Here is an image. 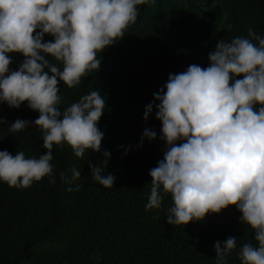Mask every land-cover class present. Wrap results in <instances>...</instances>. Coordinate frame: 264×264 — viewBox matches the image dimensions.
Segmentation results:
<instances>
[{
  "label": "clouds",
  "instance_id": "1",
  "mask_svg": "<svg viewBox=\"0 0 264 264\" xmlns=\"http://www.w3.org/2000/svg\"><path fill=\"white\" fill-rule=\"evenodd\" d=\"M150 2L155 0H0V103L18 109L27 101L39 112L31 124L42 131V147L47 150L38 158H26L23 151L15 156L0 151V181L29 188L47 176L49 184H55L54 146L66 143L78 158L87 150L101 153L104 132L97 125L105 97L96 89L62 110L58 83L74 88L82 77L97 72V54L121 40ZM227 27L231 31L232 25ZM45 34L54 42H43ZM10 53L25 57L18 70L9 69ZM208 60L207 67L192 64L169 74L145 108L147 121L155 107V118L162 124L160 139L166 145L163 159L149 171L145 211L161 207V188L173 200L166 216L169 225L203 221L208 214L235 206L256 241V246L243 244L239 259L242 264H264V37L249 27L247 37L218 40ZM0 123L6 121L0 118ZM9 125L10 133H19L30 122L17 119ZM156 138L154 130L145 128L136 147ZM110 156L102 152L105 165ZM88 167L92 180L113 187L114 175H103L98 163ZM80 178L75 167L70 175L59 173L69 192L79 191ZM236 247L234 236L223 244L216 241V264H227Z\"/></svg>",
  "mask_w": 264,
  "mask_h": 264
},
{
  "label": "trees",
  "instance_id": "2",
  "mask_svg": "<svg viewBox=\"0 0 264 264\" xmlns=\"http://www.w3.org/2000/svg\"><path fill=\"white\" fill-rule=\"evenodd\" d=\"M249 27L264 37V0H155L146 4L121 40L97 54V72L82 77L74 88L59 82L62 110L96 89L105 97L97 125L104 132L101 153L87 150L78 158L66 143L54 146L55 184H49L47 176L29 188L0 181V264H216L214 244H223L229 236L237 238V247L227 264H242L240 248L245 243L256 246V241L235 206L208 214L203 221L169 225L166 216L173 200L161 188V207L145 211L149 171L163 159L166 145L155 107L147 121L143 116L169 74L192 64L207 67L218 40L247 37ZM48 41L54 42V37L45 34L43 42ZM9 56L10 71L18 70L25 57ZM38 116L27 101L18 109L0 103V118L6 121L0 123V151L13 156L23 151L26 158L45 154L43 133L31 124ZM17 119L30 126L10 133L9 124ZM145 128L154 130L157 138L136 147ZM104 150L111 153L107 165ZM89 163H98L103 175L115 176L112 188L92 180ZM73 167L81 171L76 181L80 188L69 192L59 173L70 175Z\"/></svg>",
  "mask_w": 264,
  "mask_h": 264
}]
</instances>
